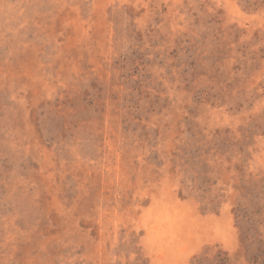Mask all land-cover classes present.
<instances>
[{
	"label": "rangeland",
	"instance_id": "1",
	"mask_svg": "<svg viewBox=\"0 0 264 264\" xmlns=\"http://www.w3.org/2000/svg\"><path fill=\"white\" fill-rule=\"evenodd\" d=\"M0 264H264V0H0Z\"/></svg>",
	"mask_w": 264,
	"mask_h": 264
}]
</instances>
